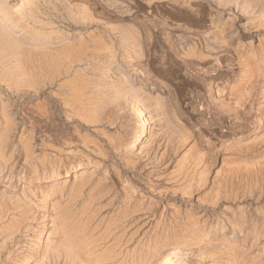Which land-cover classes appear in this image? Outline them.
Listing matches in <instances>:
<instances>
[{
	"label": "rangeland",
	"instance_id": "1",
	"mask_svg": "<svg viewBox=\"0 0 264 264\" xmlns=\"http://www.w3.org/2000/svg\"><path fill=\"white\" fill-rule=\"evenodd\" d=\"M5 12L0 264H264V202L238 198L264 168L241 176L234 142L264 138V0Z\"/></svg>",
	"mask_w": 264,
	"mask_h": 264
},
{
	"label": "crops",
	"instance_id": "2",
	"mask_svg": "<svg viewBox=\"0 0 264 264\" xmlns=\"http://www.w3.org/2000/svg\"><path fill=\"white\" fill-rule=\"evenodd\" d=\"M243 92H244L243 90L240 92L241 93L240 98L242 99V101L238 106L240 114H244L248 109H251L250 107L248 108V100H247L251 97L250 96L251 94L249 91H245L244 93ZM236 135L238 136V139H236L234 142H239L238 145L240 149V154L237 157L236 165L240 169L241 176L247 177L249 173L250 174L252 173L253 175H255L254 177L257 179L259 174L256 173L259 172V168H260L259 165L263 164L262 169L264 168V138L262 136L258 137L259 135L258 133L251 135L246 134V129L243 130L242 128L239 129V132ZM193 139L194 136L192 129L187 126H182L180 129V134L174 138V142H193ZM255 147L257 148V150L262 148V152L259 154H255V156H253L249 151H251ZM190 157H191V152H186L182 157L184 159L182 161L186 162V160H188ZM260 180L262 183V181L264 180V173L262 174V178ZM248 182L252 183L253 185H256V180L253 181L246 179L245 183ZM256 190H257V186L256 187L250 186L249 190L247 191L249 195L246 197L245 195L240 194L238 198L241 197L240 199H245V200L248 198L247 200H249L250 203H253V201L255 200L264 202V192H262L260 195L257 196ZM231 213L238 214L239 212H235V210H233V212Z\"/></svg>",
	"mask_w": 264,
	"mask_h": 264
},
{
	"label": "bare ground",
	"instance_id": "3",
	"mask_svg": "<svg viewBox=\"0 0 264 264\" xmlns=\"http://www.w3.org/2000/svg\"><path fill=\"white\" fill-rule=\"evenodd\" d=\"M261 1V0H260ZM6 2L7 0H0V28L2 27V30H0L1 33H3L4 35H7V36H11V31L9 30V25H8V22L6 20V17H7V13L5 12L6 11ZM83 8V7H82ZM258 12V11H257ZM2 13V15H1ZM52 26V25H51ZM18 32V31H17ZM252 33V32H251ZM10 38V42L13 43V44H18L17 42V39L15 38ZM4 44V43H3ZM2 44V45H3ZM5 48V47H4ZM215 51V50H214ZM224 88V87H223ZM122 92V91H121ZM255 94V93H254ZM28 95V94H27ZM248 97V96H247ZM149 98V97H148ZM234 101V100H233ZM155 103V102H154ZM157 106V105H156ZM170 109V108H169ZM142 113H140L139 116H141ZM239 135V134H238ZM137 138V134L134 135L133 139L131 142H135Z\"/></svg>",
	"mask_w": 264,
	"mask_h": 264
}]
</instances>
